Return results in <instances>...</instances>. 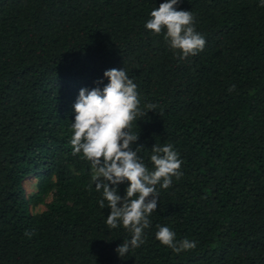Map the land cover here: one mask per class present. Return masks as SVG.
<instances>
[{
    "label": "trees",
    "instance_id": "trees-1",
    "mask_svg": "<svg viewBox=\"0 0 264 264\" xmlns=\"http://www.w3.org/2000/svg\"><path fill=\"white\" fill-rule=\"evenodd\" d=\"M165 2L0 0V264H264V7L180 0L206 41L180 59L166 29L145 27ZM123 68L140 111L156 106L132 122L133 150L143 146L153 171L151 149L171 144L182 176L156 186L145 242L122 259L115 250L131 233L107 226L91 163L70 141L80 90L102 91L104 72ZM31 176L40 182L28 197ZM157 225L196 247L174 253Z\"/></svg>",
    "mask_w": 264,
    "mask_h": 264
},
{
    "label": "clouds",
    "instance_id": "clouds-1",
    "mask_svg": "<svg viewBox=\"0 0 264 264\" xmlns=\"http://www.w3.org/2000/svg\"><path fill=\"white\" fill-rule=\"evenodd\" d=\"M180 0H166L151 12V19L145 27L154 34L166 29L164 39L180 59L195 56L205 46L204 37L192 27L194 17L189 11H178ZM264 7V0H261ZM109 81L101 91L81 89L73 105L74 122L71 123L72 155L82 153L91 163L93 181L97 192L102 189L103 199L98 201L101 209L108 203L110 214L106 224L111 229L123 226L131 238L123 240L116 253L123 259L130 250L138 248L145 241L144 230L150 226L148 217L159 204L157 185L167 189L172 178L179 179L182 161L171 144L154 145L151 155L153 171H149L138 156L141 147L133 150L132 145L139 135L130 131L137 116L147 115L156 106L149 104V112H141L136 85L123 69L104 72ZM234 90V86L229 91ZM127 182L126 194H118V186ZM138 194V195H137ZM136 197V198H133ZM156 239L179 254L196 247L195 241L175 240V233L166 226L157 225Z\"/></svg>",
    "mask_w": 264,
    "mask_h": 264
},
{
    "label": "rangeland",
    "instance_id": "rangeland-1",
    "mask_svg": "<svg viewBox=\"0 0 264 264\" xmlns=\"http://www.w3.org/2000/svg\"><path fill=\"white\" fill-rule=\"evenodd\" d=\"M39 182H40V179L36 178L35 176H31L28 178V180L25 183V188H26L28 197H30L31 195H33L37 191ZM52 195H53V193L50 192L45 197V201L43 203H40L37 205L31 204L30 209H31L32 213L33 214H40V213L44 212L45 210H47V205L52 201Z\"/></svg>",
    "mask_w": 264,
    "mask_h": 264
}]
</instances>
